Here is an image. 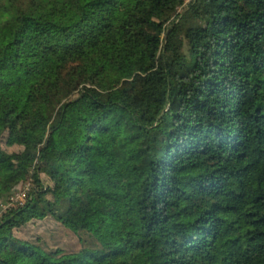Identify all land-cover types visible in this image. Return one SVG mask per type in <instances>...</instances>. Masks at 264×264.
I'll return each instance as SVG.
<instances>
[{
	"label": "trees",
	"instance_id": "obj_1",
	"mask_svg": "<svg viewBox=\"0 0 264 264\" xmlns=\"http://www.w3.org/2000/svg\"><path fill=\"white\" fill-rule=\"evenodd\" d=\"M186 2L0 0V264H264V0Z\"/></svg>",
	"mask_w": 264,
	"mask_h": 264
},
{
	"label": "rangeland",
	"instance_id": "obj_2",
	"mask_svg": "<svg viewBox=\"0 0 264 264\" xmlns=\"http://www.w3.org/2000/svg\"><path fill=\"white\" fill-rule=\"evenodd\" d=\"M190 2L191 0H187L186 5L179 10V13L182 14ZM180 41L183 52H186L188 43L184 36L180 38ZM4 149L9 153H17L20 151L18 147L10 148L6 145H4ZM32 183L33 182L30 179L27 182L20 184L16 189L15 196L10 205L13 206L24 202L26 196L32 189ZM8 207L10 206L4 207L0 203V213ZM15 236L21 240L39 246L50 262L59 264H69V260L73 258L85 244H91V240L86 234H74L52 218H47L43 221H33L21 230L15 231ZM56 250H61L66 255L59 258L49 255Z\"/></svg>",
	"mask_w": 264,
	"mask_h": 264
}]
</instances>
